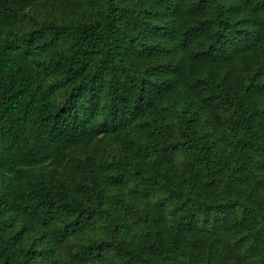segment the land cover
<instances>
[{
  "label": "trees",
  "instance_id": "16d2710c",
  "mask_svg": "<svg viewBox=\"0 0 264 264\" xmlns=\"http://www.w3.org/2000/svg\"><path fill=\"white\" fill-rule=\"evenodd\" d=\"M0 264H264V0H0Z\"/></svg>",
  "mask_w": 264,
  "mask_h": 264
}]
</instances>
